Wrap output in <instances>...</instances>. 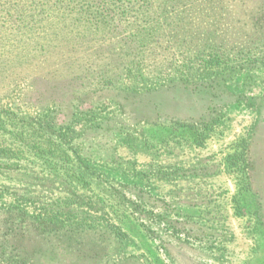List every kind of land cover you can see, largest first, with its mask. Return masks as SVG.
<instances>
[{"label": "rangeland", "instance_id": "1", "mask_svg": "<svg viewBox=\"0 0 264 264\" xmlns=\"http://www.w3.org/2000/svg\"><path fill=\"white\" fill-rule=\"evenodd\" d=\"M201 1L134 2L89 29L78 1L14 2L20 28L0 30V150H16L0 153V244L17 207L74 228L25 234L37 264H264V0ZM44 132L90 185L18 147Z\"/></svg>", "mask_w": 264, "mask_h": 264}, {"label": "trees", "instance_id": "2", "mask_svg": "<svg viewBox=\"0 0 264 264\" xmlns=\"http://www.w3.org/2000/svg\"><path fill=\"white\" fill-rule=\"evenodd\" d=\"M26 1H29L31 4H35V5H39L40 7L34 6V9H42V5L47 4V6L45 7V9H49V8H56L60 9V7H63V3L64 1H78L77 3V7L80 10V12L78 11H74V8L77 7H71V9L69 10H73L78 16H80L81 18H85L87 20V22L83 23L85 28L89 29V22L93 21L95 24H99V22H102L103 24H105V20L102 19L100 17V15H102V13L106 12V11H113L115 12L114 15L116 16L118 14V16H120L121 18L127 17L128 15V7L132 4H134V2H139V3H143V8H146V4L148 0H38L35 2V0H0V30L1 31H15L17 29L20 28V23H19V19L20 16L17 15L16 13L18 12V5L14 4V2L17 3H25ZM40 1H42L41 3H39ZM87 1H95L97 2L100 7L98 8H92V6H90L88 8V6L86 7L85 5H88ZM168 1V0H167ZM176 2H180V0H173ZM202 1H207V0H202ZM201 1V2H202ZM59 2V3H58ZM68 3V2H67ZM113 5V7H109V5ZM207 4V3H205ZM56 5V7H54ZM125 5L126 8L119 10L120 6ZM21 8L19 10H24V6L21 5ZM56 9V10H57ZM116 11H115V10ZM26 10V9H25ZM88 14H85V13ZM83 13V14H82ZM120 13V15H119ZM140 13H143L142 11H140ZM15 14L18 17H14ZM14 17V18H13ZM23 19V18H22ZM78 25H81L80 21L78 22ZM91 25V24H90ZM42 26V25H40ZM120 26V28H123L124 31V26L123 24L118 25ZM123 26V27H122ZM107 26H105L106 28ZM34 29V28H33ZM162 32V31H160ZM129 35H124L125 38H127ZM132 38L129 39V45L131 42ZM151 40H147L143 46L139 49L136 48L134 49L133 47H130V49H132L133 51L135 50V56L139 57L141 55V53L145 52V50L147 51V42H151ZM125 42H128L127 39L124 40V44ZM135 43H137V40H134ZM121 49L123 48V46H120ZM149 50V49H148ZM132 51V52H133ZM138 51V52H137ZM149 53L151 54V51L149 50ZM141 61H144V57L140 58ZM136 61V60H135ZM138 63H142L140 62V60H138ZM154 69V68H153ZM152 70V69H150ZM150 91V90H149ZM13 120V119H12ZM171 122H173V124L178 125V126H184L187 123V131L191 132L193 135H196V133L199 135H201L200 133V127H197L195 124L197 122H184L183 121H175L172 120ZM49 127H51V125L49 122L46 123ZM191 124V125H189ZM209 124H203L205 127H202V129L204 130H208L210 129ZM186 127V126H185ZM46 132L50 131L45 130ZM34 139L32 141L29 142H23L21 143L18 147L19 148H23L26 149L28 151H30L31 153L36 154L37 156H40L44 159V161H47L48 163H54L56 165H60L62 167L68 168L70 170H74V174L73 175H77L78 176V180L83 181L85 184L87 183L88 185H90V178H91V168H89L87 165H82L78 168V165L75 164V162L70 158L68 152L66 149H63L59 146L58 143H56L55 141H53L52 137L50 134H42L39 137H37L36 135L33 136ZM37 138V139H36ZM199 144H202V140H200L198 142ZM14 146H10V147H4L0 150V153L2 156L8 157V153L7 152H16V150L13 148ZM242 156V155H241ZM242 158V157H241ZM231 159L234 160L235 163L238 162V160L240 159V154L237 153L235 155H233V157H231ZM243 159V158H242ZM240 159V160H242ZM8 164V163H7ZM69 166V167H68ZM7 167H10V165L8 164ZM83 183V184H84ZM8 218H10L11 220L9 221V225H10V231L12 232L15 229L14 232V236L11 237V239H7L5 240V243L2 241L0 244V259L2 260V264H37L33 261L32 256L27 255V252L24 250V247H27V242L26 244H24V240H25V234H27L28 232H33L36 235H42V236H48V235H55V234H59V236L61 238H66V235H68V233H71L72 230L74 228L71 227V225H67L63 219H56V217L54 216H45V215H35V216H31L29 215L26 211L17 208V207H11L7 214ZM110 230V227H107V231ZM101 234H103L102 231H100ZM64 242V241H63ZM102 249L105 247H101ZM109 249V253L112 249L109 248V246L106 247L105 250ZM100 250V249H99ZM30 256V258H29ZM4 260H7L6 263H4Z\"/></svg>", "mask_w": 264, "mask_h": 264}]
</instances>
